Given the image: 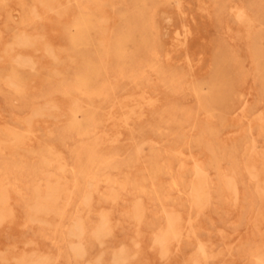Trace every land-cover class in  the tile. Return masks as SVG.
I'll return each mask as SVG.
<instances>
[{
    "label": "rangeland",
    "instance_id": "374dc122",
    "mask_svg": "<svg viewBox=\"0 0 264 264\" xmlns=\"http://www.w3.org/2000/svg\"><path fill=\"white\" fill-rule=\"evenodd\" d=\"M263 193L264 0H0V264H264Z\"/></svg>",
    "mask_w": 264,
    "mask_h": 264
},
{
    "label": "bare ground",
    "instance_id": "6f19581e",
    "mask_svg": "<svg viewBox=\"0 0 264 264\" xmlns=\"http://www.w3.org/2000/svg\"><path fill=\"white\" fill-rule=\"evenodd\" d=\"M231 6H232V5H231ZM56 12H57V11H56ZM236 36H238V35H236ZM235 39H236V38H235ZM143 149H144V148H143ZM196 190H197V189H196ZM202 191H203V190H202ZM202 191H201V192H202ZM180 192H181V191H180ZM197 192H198V191H197ZM204 192H205V191H204ZM263 194H264V193H263ZM197 195L200 196L199 193H198ZM204 196H205V195H204ZM204 196H203V197H204ZM203 197H201V198H203ZM201 198H200V200H201ZM202 201H203V200H202ZM196 202H197V201H196ZM200 202H201V201H200ZM202 204H203V207H204V205H205L204 203H201L200 207H202ZM206 204H207V203H206ZM203 207H202V208H203ZM200 209H201V208H200ZM136 214H137V213H136ZM140 215H141V214H140ZM173 231H174V230H173ZM157 242H158V241H157ZM102 245H103V244H102ZM161 246H162V245H161ZM117 250H118V249H117ZM116 252H117V251H116ZM117 253H118V252H117ZM260 254H261V253H260ZM101 255H102V254H101ZM123 255H124V254H123ZM125 255H126V254H125ZM74 256H75V255H74ZM75 257H77V256H75ZM126 257H127V256H126ZM126 257H125V258H126ZM118 263H119V262H118ZM194 263H195V262H194Z\"/></svg>",
    "mask_w": 264,
    "mask_h": 264
}]
</instances>
